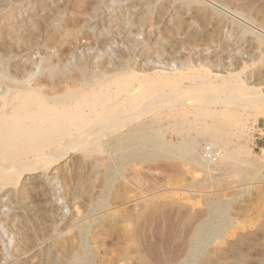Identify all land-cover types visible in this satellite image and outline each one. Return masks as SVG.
Listing matches in <instances>:
<instances>
[{"label": "rangeland", "instance_id": "1", "mask_svg": "<svg viewBox=\"0 0 264 264\" xmlns=\"http://www.w3.org/2000/svg\"><path fill=\"white\" fill-rule=\"evenodd\" d=\"M1 3L0 59L15 54L10 63L44 54L66 61L81 49L108 55L118 48L136 68L186 65L185 84L220 68L264 94V0ZM33 13L53 22L56 36L42 31L31 42L19 39L14 27ZM224 93L217 94H230ZM239 94L232 91L234 103L213 107L224 113L223 124L206 135L205 106L194 104L187 88L184 101L150 114L166 131V144L195 138L200 153L211 141L227 151L243 146L240 155L210 169L184 155L122 162L105 148L78 150L60 161L57 174L55 167L44 169L0 191V264H60L65 254L78 255V264H264V102L250 105Z\"/></svg>", "mask_w": 264, "mask_h": 264}, {"label": "bare ground", "instance_id": "2", "mask_svg": "<svg viewBox=\"0 0 264 264\" xmlns=\"http://www.w3.org/2000/svg\"><path fill=\"white\" fill-rule=\"evenodd\" d=\"M0 1L2 5L7 2ZM37 14H31L25 24L14 27L21 36L19 39L31 42L42 31L51 33V37L56 36L57 27H53V22L50 24L44 19L40 22L35 18ZM67 25L68 22L65 28ZM3 31L0 28V52L5 43ZM105 51L81 49V56L74 53L66 61L60 58L54 61L45 54L39 60L30 57L17 63L9 62L15 54H5L0 59V191L17 185L20 178L30 181V175L44 169L55 167L57 174L60 161L78 150L86 155L89 151L105 148L122 162L154 159L162 153L184 155L205 169L243 152L240 144L227 151L211 141L203 145L200 153L195 138L166 144V131L157 127L156 117L150 114L157 106L170 108V105L181 102L182 91L187 88L195 94L193 103L205 106L202 114L208 125L202 135H206V131L223 124L224 113L213 107L234 103L236 96L231 95L232 91H240L238 96L250 105L264 102V94L259 87L250 85V80L239 79L238 74L235 77L218 68L206 79L201 77L202 80L193 79L185 84L181 74L186 65L138 63L140 67L136 68L125 57L128 51L117 48L111 55V51L106 53L108 55ZM218 92L230 94L220 97ZM144 98L148 100L142 104ZM207 144L222 152L215 163L203 157ZM89 147L92 150H88ZM92 166L89 172L93 175L97 172L94 170L96 165L93 163ZM103 166L105 183H108L110 164ZM72 174L70 172V176ZM90 182L93 184L94 179L91 178ZM81 186L79 184V190ZM40 192L37 196L43 197V191ZM30 199L34 203L36 198L30 196ZM97 205L102 206L103 202ZM78 258V255L65 254L60 264H78Z\"/></svg>", "mask_w": 264, "mask_h": 264}, {"label": "built area", "instance_id": "3", "mask_svg": "<svg viewBox=\"0 0 264 264\" xmlns=\"http://www.w3.org/2000/svg\"><path fill=\"white\" fill-rule=\"evenodd\" d=\"M202 154L204 159L211 163H215L219 160L220 156L222 155V152L213 147L212 145L207 144L206 146H204Z\"/></svg>", "mask_w": 264, "mask_h": 264}]
</instances>
